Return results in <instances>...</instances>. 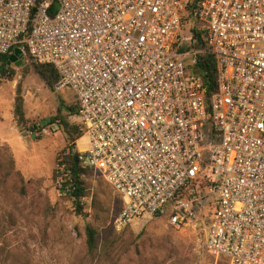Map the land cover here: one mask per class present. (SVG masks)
Returning <instances> with one entry per match:
<instances>
[{"label":"built area","instance_id":"2783aa9c","mask_svg":"<svg viewBox=\"0 0 264 264\" xmlns=\"http://www.w3.org/2000/svg\"><path fill=\"white\" fill-rule=\"evenodd\" d=\"M53 2L0 0V57L53 65L76 97L79 161L120 198L115 230L210 211L212 256L264 264V0ZM205 54L211 96L193 73Z\"/></svg>","mask_w":264,"mask_h":264},{"label":"rangeland","instance_id":"374dc122","mask_svg":"<svg viewBox=\"0 0 264 264\" xmlns=\"http://www.w3.org/2000/svg\"><path fill=\"white\" fill-rule=\"evenodd\" d=\"M185 36L191 37L189 29ZM36 66L25 58L0 76V264H228L208 250L210 211L181 229L158 216L116 231L122 202L98 172L86 175L83 213L77 212L55 174L67 137L59 121L50 123L67 115L65 107L76 110L77 99L56 91V83L48 87ZM68 119L80 124L77 116ZM87 226L98 232L92 251Z\"/></svg>","mask_w":264,"mask_h":264},{"label":"trees","instance_id":"16d2710c","mask_svg":"<svg viewBox=\"0 0 264 264\" xmlns=\"http://www.w3.org/2000/svg\"><path fill=\"white\" fill-rule=\"evenodd\" d=\"M57 8V0L53 2V10ZM198 47L204 46V43L200 40L197 44ZM10 55L0 57L2 66L0 68V76L6 73V68H10L9 61ZM194 74L198 77L206 87L208 95L211 96L217 88V63L214 56L205 54L198 57L197 64L193 67ZM37 73L45 80L48 87L53 88L54 84L59 81V73L53 65H37ZM67 113L66 116L60 115L50 119L51 124L60 122V126L67 137V147L60 154L57 160L56 177L60 178L61 190L70 195L74 207L79 214L83 213V199L87 196V187L85 177L90 172L82 167L79 161L78 148L76 141L83 135V127L81 124H71L68 117L78 115V105L75 110L72 107H65ZM33 132H41V127L34 125L32 127ZM40 139V137H37ZM15 175L19 177L21 184H24V178L20 172H15ZM25 187H21V192H24ZM122 210V209H121ZM87 237V246L89 250H93L96 246L98 232L91 226H87L85 229Z\"/></svg>","mask_w":264,"mask_h":264},{"label":"water","instance_id":"95a60500","mask_svg":"<svg viewBox=\"0 0 264 264\" xmlns=\"http://www.w3.org/2000/svg\"><path fill=\"white\" fill-rule=\"evenodd\" d=\"M24 63V53L21 49L17 48L14 54L11 55L9 65H15L16 67H21Z\"/></svg>","mask_w":264,"mask_h":264},{"label":"bare ground","instance_id":"6f19581e","mask_svg":"<svg viewBox=\"0 0 264 264\" xmlns=\"http://www.w3.org/2000/svg\"><path fill=\"white\" fill-rule=\"evenodd\" d=\"M78 145H79V148L81 150H85V148H86V139H84V138L79 139Z\"/></svg>","mask_w":264,"mask_h":264}]
</instances>
